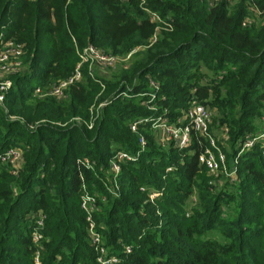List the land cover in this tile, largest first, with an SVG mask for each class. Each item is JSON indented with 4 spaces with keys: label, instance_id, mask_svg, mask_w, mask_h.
<instances>
[{
    "label": "trees",
    "instance_id": "trees-1",
    "mask_svg": "<svg viewBox=\"0 0 264 264\" xmlns=\"http://www.w3.org/2000/svg\"><path fill=\"white\" fill-rule=\"evenodd\" d=\"M251 7L263 12L264 0H0V45L23 51L22 68L4 74L11 86L0 103V153H22L0 161V264H34L36 250L40 264H99L80 207L83 185L96 195L91 219L112 264H264L260 149L238 157L234 181L213 186L199 161L203 137L193 132L176 148L159 144L149 122L130 129L157 113L176 122L195 98L215 111L216 138L227 127L217 142L230 164L264 102V12L251 19ZM152 14L166 24L151 44ZM88 46L121 56L138 48L106 77L83 63L62 98L34 96L69 78ZM150 80L154 99L137 96L152 91ZM115 150L138 154L119 162L117 174L109 169ZM29 213L44 216L37 244Z\"/></svg>",
    "mask_w": 264,
    "mask_h": 264
},
{
    "label": "built area",
    "instance_id": "built-area-1",
    "mask_svg": "<svg viewBox=\"0 0 264 264\" xmlns=\"http://www.w3.org/2000/svg\"><path fill=\"white\" fill-rule=\"evenodd\" d=\"M264 12V11H263ZM263 12L258 11L256 8L251 7L250 14L257 17L261 15ZM151 21L157 22V28L155 34L151 38V43L156 40L157 34H159L162 29L165 28L166 22H162L160 17L157 14H152L150 16ZM249 22L248 19L244 21L243 24ZM170 26V25H168ZM23 54L22 48L19 45L14 44L12 41H7L0 45V103H2L4 99V93L11 86V81L4 77V74L13 73L22 68V64L20 63V56ZM80 60L76 64V67L71 74V76L58 84L52 85L49 88L41 89L37 87L33 94L34 96H54L57 98H62L64 96L65 89L72 84L74 81H79L82 77L81 67L83 63H87L89 66V70L91 69L92 64L99 65L102 68L117 65V58L113 55L106 54L96 50L93 46H88L83 48L81 51H78ZM149 87L152 91L143 92L141 96L147 95L149 100L154 99L155 93L153 90L157 89L158 85L153 82V80L149 81ZM104 104V103H103ZM151 105L154 108V105ZM264 105V103H263ZM154 110V109H153ZM157 110V109H156ZM166 112V110H163ZM157 118H137L130 124V129L132 131L137 130V126L142 123L149 122L150 126L154 129V132H157V136L159 137V144H164V142H172L174 146L177 148H183L189 145L193 140V132L197 135L203 137V139L207 142V144L203 147L202 153L199 155V161L203 163L208 173L212 176V179L215 177H219L222 173H225L228 176V179L232 181L235 180V172H236V164L238 157L246 151L251 150L255 146H257L260 151L262 158L264 159V106L262 108L261 114L259 116L261 126L258 131L246 132L242 137H240L236 144L235 150L236 154L230 161V164L227 165L226 156L222 149L219 147L217 140H221L224 142L227 139V127L222 126L220 128V133L218 137L214 136L209 131V125L212 122L213 118V109L205 106L204 104L198 102L195 98H192L190 101V105L187 109V112L181 116L180 120L177 122L169 121L167 117L162 114L157 113ZM95 116V115H93ZM97 117V115H96ZM87 123V127L91 128L94 123ZM77 118V117H76ZM75 119V118H73ZM91 119V118H90ZM79 121V120H76ZM143 144V140L141 141ZM123 152V151H122ZM21 151L17 148H11L6 152L0 153V161L9 163H15L21 159ZM122 154L123 157L113 156V159L110 161L109 169L117 174L119 171L118 163L119 159L125 158L124 160H132L135 157L129 156L127 153H119ZM78 163H81L87 167H91V164L88 159H80L77 160ZM170 170L171 168H167ZM210 180V183L214 186H218L219 181ZM83 187V193L81 195L80 207L86 214V220L88 221V233L90 237L91 244L93 245L96 253H97V261L99 264H112L117 261L115 257H110L107 255L106 249L102 246L101 237L98 231L96 230L95 223L91 219L92 212L96 208V195L89 193ZM110 192H113L112 189H108ZM155 194H150V197H154ZM29 217L33 216L35 220V229L32 232V240L35 244H37L42 239V234L39 231L41 226L43 225L44 216L38 213H29ZM126 252L130 251V248L127 246L125 248ZM34 264H40L39 261V250H36L34 253Z\"/></svg>",
    "mask_w": 264,
    "mask_h": 264
},
{
    "label": "rangeland",
    "instance_id": "rangeland-1",
    "mask_svg": "<svg viewBox=\"0 0 264 264\" xmlns=\"http://www.w3.org/2000/svg\"><path fill=\"white\" fill-rule=\"evenodd\" d=\"M250 16H252V18L251 19H254L253 18V15H250ZM259 18H261V15H259V16H257V17H255V19H257V20H259ZM160 34V33H159ZM152 44V43H151ZM137 48L138 47H136V48H134L128 55H126V56H121V55H113V56H115L118 60H117V67H119L120 66V64L121 63H126V64H128L129 63V58H130V55L135 51V50H137ZM132 62V61H131ZM117 67L115 68V66L113 67L114 69H110V68H101L100 69V72H102L101 73V76H103V77H106V76H108V75H111L114 71H116L117 70ZM150 77V76H149ZM148 77V78H149ZM153 82L154 83H156L157 85H158V83L156 82V81H154L153 80ZM104 89V85L103 86H101V91ZM101 93V92H100ZM99 93V94H100ZM143 93V92H142ZM142 93H139L137 96H141L142 95ZM98 94V95H99ZM105 104V102H102V101H99V102H97V103H93L91 106H90V113H91V115H90V118H89V120H90V122H93V120L95 119V117H96V113H99V109L100 108H102L103 107V105ZM264 103V102H263ZM145 104V103H144ZM142 105H143V103H142ZM154 105V108H152L151 107V105H144V106H146L147 107V109L148 110H151V111H154V112H156V109H158L159 108V106L158 105H156V104H153ZM205 106H207V107H209V108H212L210 105H206V104H204ZM264 106V105H263ZM154 109V110H153ZM188 109V108H187ZM187 109H185V110H182V112H181V114L182 115H184L186 112H187ZM165 110H167V109H165ZM214 114H215V111L213 110V116H214ZM93 115H95V116H93ZM157 116H158V114H155L154 116H152V117H150V118H157ZM141 118V117H140ZM70 120H79L81 123H83L82 122V120L80 119V118H75V119H70ZM89 120H88V122H89ZM177 120H180V118H178ZM96 121V120H95ZM181 122L183 121V120H180ZM87 122V123H88ZM177 122V121H176ZM58 125H61L59 122L57 123ZM63 124H66V123H63ZM254 125H255V129L254 130H252V131H249V132H253V131H258L259 130V128H260V126H261V122H260V118L258 117V118H255V120H254ZM150 128H151V130L152 131H154V129L150 126ZM133 132H135V131H133ZM221 131H219L218 130V132H217V130H216V134H221L220 133ZM156 139H157V142L159 143V137L157 136L156 137ZM169 144H171V145H173L174 146V143H169ZM175 147V146H174ZM177 148V147H176ZM124 153V151L122 152V150H115L114 152H113V154L115 155V156H119V157H123V155L122 154H119V153ZM125 153H127L129 156H132V157H137L138 156V154H130V153H128V152H125ZM124 159L125 158H121V159H119L120 160V162H123L124 161ZM118 166H119V163H118ZM166 171H170V170H168L167 168H166ZM211 179H212V176H211ZM228 179V176L225 174V173H222V175L221 176H219V177H215L214 176V178L212 179L213 181H216V180H218L219 181V184H218V186L219 185H221L225 180H227ZM114 187H116V189H118V185L115 183L114 184ZM109 188V187H108ZM110 192V191H109ZM111 193V192H110ZM195 199L196 198H194V197H191L190 199H189V201H186V203L188 204V206H190V205H193L194 203H195ZM29 215L30 214H28L27 215V217L29 218Z\"/></svg>",
    "mask_w": 264,
    "mask_h": 264
}]
</instances>
